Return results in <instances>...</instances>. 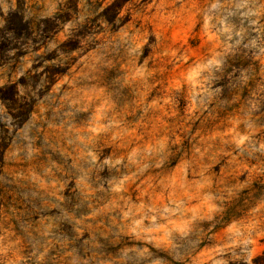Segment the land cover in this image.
<instances>
[{
    "label": "rangeland",
    "instance_id": "obj_1",
    "mask_svg": "<svg viewBox=\"0 0 264 264\" xmlns=\"http://www.w3.org/2000/svg\"><path fill=\"white\" fill-rule=\"evenodd\" d=\"M0 264H264V0H0Z\"/></svg>",
    "mask_w": 264,
    "mask_h": 264
}]
</instances>
